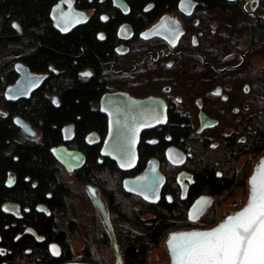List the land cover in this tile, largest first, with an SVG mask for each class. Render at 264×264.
<instances>
[{
	"label": "flooded vegetation",
	"instance_id": "1",
	"mask_svg": "<svg viewBox=\"0 0 264 264\" xmlns=\"http://www.w3.org/2000/svg\"><path fill=\"white\" fill-rule=\"evenodd\" d=\"M59 1L68 9L65 0L51 2L50 31L28 33L14 20L16 33L2 36L15 39L8 50L12 45L18 47L15 55L0 58V115L6 118L11 113L20 137L16 141H39L46 120L42 114L50 115V111L40 110L52 109L61 125L60 141L49 151L62 178L68 182L65 172H70L81 182L76 172L89 155L95 154L100 163L104 158L114 161L102 153L112 119L126 122L131 115L132 121H139L145 115V123H152L140 133L135 168L121 169L125 173L122 187L125 176L156 163L165 176L159 197L151 201L128 193L137 195L144 206L164 200L181 207L175 221L189 227L174 230L199 228L192 227L199 219L213 220L210 208L217 196L241 186L253 157L258 158L250 175L264 157V147L254 150L248 144L264 115V67L260 64L264 57V0H72L74 10L84 19L66 30L52 14ZM41 49L48 53L47 61L41 59ZM60 63L68 70L60 68ZM74 65L76 70L71 69ZM67 72L75 73L69 77ZM54 76L71 82L63 86ZM13 85L16 87L9 89ZM133 100H145V109L134 106ZM74 105L78 113L67 116L65 111ZM21 121L31 129L26 131ZM61 145L80 150L85 156L83 164L69 171L53 152ZM141 157H145L143 162ZM207 167L219 176L236 174L237 181L217 192L196 191L198 173ZM30 179L29 175L24 178ZM20 181L18 172L8 169L0 185V264L30 262L28 257L38 252V246L43 248L47 264L70 261L65 260L67 247L71 250L69 234L65 231L64 240L50 238L36 226L44 218L55 220L52 192L34 202L5 194ZM247 183L249 187V178ZM37 184L33 179L32 187ZM96 186L103 197L101 187ZM202 196L212 200L198 213L196 203ZM247 200L223 214L240 209Z\"/></svg>",
	"mask_w": 264,
	"mask_h": 264
},
{
	"label": "trees",
	"instance_id": "2",
	"mask_svg": "<svg viewBox=\"0 0 264 264\" xmlns=\"http://www.w3.org/2000/svg\"><path fill=\"white\" fill-rule=\"evenodd\" d=\"M53 0H0V54L7 51L11 44L15 41L14 38H2V36H12L16 33L13 26L14 20H19L26 32H37L41 35L44 31H50L48 9ZM41 59L47 61L48 53H43L41 49ZM51 55V54H50ZM75 66V67H74ZM71 66V69L77 68V65ZM60 68L68 70L69 67L65 63H60ZM75 73V72H74ZM73 72H67V76L72 77ZM1 74V71H0ZM56 81L67 86L71 81L65 80V77L54 76ZM78 100V96H75ZM50 111L49 118L45 117V122L42 123L44 135L39 141L23 140L21 143L16 139H20L17 128L11 121V113L8 117L3 118L0 115V185L3 183V177L8 169H14L18 172L21 180L12 190H7L6 195H14L22 197L28 201L34 202L43 199L47 191L52 192V205L57 210L66 211L68 207L67 199L71 194H74V187L69 184L65 178L61 177L60 171L56 164V160L52 157L49 149L52 145L60 141V122L56 121V114L51 113L52 109H41L40 111ZM11 112L13 110H10ZM34 113V110H29ZM70 113L76 115L78 106L67 108L65 114ZM40 125V124H39ZM88 127V126H87ZM248 144L254 149L259 150L264 147V115L261 117L259 126L251 133ZM145 157H141V161ZM141 162V163H142ZM107 173L109 176H116L117 181L114 182L111 188L106 187L103 182L102 175ZM26 175L30 176V181H25ZM78 179L82 183H94L99 187L104 186L105 194L109 199L111 210L115 212L117 220L122 223H129L131 228H120L118 231L117 241L122 248L125 264H147L149 254L153 247L157 246L163 236L172 227L180 225V222L175 221L177 216H180L182 209L174 202L168 203L160 201L155 205H142L140 209H135L130 201L138 199L137 195L126 192L122 187V177L125 173L118 168L114 161L109 158H104L103 162H98L96 155H89L86 164L76 172ZM33 179L38 180V184L32 187ZM237 181V175L226 176L217 175L214 168H205L199 171L198 179L195 183L196 191L205 189L211 191H221L227 186H231ZM1 187V186H0ZM140 199V198H139ZM129 201L130 203H125ZM141 201V200H140ZM142 203H144L142 201ZM148 211L154 212V216L144 218L143 214ZM39 223L44 224V227ZM37 227L40 231L48 233L49 237L54 235L59 239L65 237V230L59 227L54 218H44L40 220ZM76 222L71 221V227H74ZM35 226V225H34ZM57 230V234L54 231ZM14 233V229L8 231L9 238ZM74 234L68 237V244ZM104 243L109 242V237L104 234L102 238ZM94 238L86 240V246L79 260L89 261L95 264L90 247L94 242ZM68 256L65 260L73 258L70 247ZM43 248L38 246V252L29 256V261H34L36 264H47L46 254H43Z\"/></svg>",
	"mask_w": 264,
	"mask_h": 264
},
{
	"label": "water",
	"instance_id": "3",
	"mask_svg": "<svg viewBox=\"0 0 264 264\" xmlns=\"http://www.w3.org/2000/svg\"><path fill=\"white\" fill-rule=\"evenodd\" d=\"M65 1L68 4V9H64L63 2L59 1L56 5H54L52 11L53 17L55 18L57 25L62 30H66L69 27L76 25L82 19H84V16H79L78 13H76V11L74 10L72 0ZM15 25H17V22L15 23ZM15 87L16 85H13L9 87V89H13ZM133 101L134 106L142 107L145 109V100H141L138 102L136 100ZM146 103L148 102L146 101ZM150 104L152 103L150 102ZM127 117V120L129 121L126 122H119L117 121V119H112V122L109 125L108 134L104 140V144L102 147V153L113 159L117 163L119 168L125 171L131 170L137 165L139 160L137 146L140 139V133L142 129L145 128V125H150L152 123L151 121L145 123V115L140 116L139 121H132L131 115H127ZM20 125H22V127L26 131H28L30 128L29 124L24 121H21ZM53 152L55 153L57 158L64 163V165L69 171L82 165L85 161L84 154L77 149H68L66 146L61 145L58 147H54ZM261 165H264V157L260 159V161L257 163L252 174L249 177L250 192L248 200L246 204L243 205V207L236 211L225 212L221 219L213 226L206 228H192L187 230H174L169 232L168 236L165 239V247L169 254L171 264H176L172 248L170 247V241L173 236L179 237L180 234L194 232H211L219 228L222 224L226 223L230 217H234L236 214L240 213L244 208L247 207L251 197L252 179L254 176L257 175V172L260 169ZM164 181L165 176L159 171L157 164L155 163L154 165H151L149 168H147V170L144 169L143 171L132 176H125L123 179V187L127 192L135 193L146 200L154 201L156 200V198L159 197L160 189ZM86 189L91 200L97 207L102 221L107 228L111 241L112 251L115 258V264H125L121 247L117 241V237L110 221L108 209L98 187L95 184L87 183ZM211 200L212 197L210 196L200 197L197 200L198 202L196 203L197 207L199 208L198 213L205 209L207 205H209ZM57 264L95 263L82 260H70Z\"/></svg>",
	"mask_w": 264,
	"mask_h": 264
},
{
	"label": "rangeland",
	"instance_id": "4",
	"mask_svg": "<svg viewBox=\"0 0 264 264\" xmlns=\"http://www.w3.org/2000/svg\"><path fill=\"white\" fill-rule=\"evenodd\" d=\"M18 53V47L17 45H12L11 49L8 50L5 54L1 55L2 57H11ZM260 64L262 67H264V57L261 58ZM249 158L248 156L245 157V159ZM258 157H253V160H251V165L246 168V171L243 172V175H245V180L242 181V185L235 187V189L232 191L231 194L222 193L219 194L213 204V206L210 208V210H213V220H210L209 222L199 219L198 225L192 226V227H210L213 226L218 222V220L222 217L223 211L228 209H236L240 207L248 197V178L249 175L253 169V163ZM65 176L69 182L74 187V194H71L68 199V207L66 211H60L56 210V217L55 220L59 222V225L64 228V230L70 235L74 234L71 238V251L73 254V260H79L80 256L83 253V250L86 246V240L91 239V237L94 238V242L91 244L90 252L98 264H115V258L112 251L111 241L109 239V242L104 243L102 238L104 234H107V228L105 224L103 223L100 214L93 204L92 200L89 198V196L86 193L85 190V183L79 182L72 173L65 172ZM104 185L106 187L111 188L115 181L118 180L116 176H109L107 173H104L102 175ZM244 183V184H243ZM104 186H101V191L103 194V197L108 205L109 208V214L110 219L112 222V226L114 228V231L116 235L118 236V231L120 228H131L132 225L129 223H122L117 220V217L115 215V212L111 210L109 205V199L107 195L105 194V190L103 188ZM130 201L135 209H140L143 205L142 202L138 199H131ZM129 201L125 203H130ZM187 208V207H186ZM216 215V217H215ZM145 218H149L153 216L152 213L146 212L143 214ZM74 221L76 224L74 227H71L70 222ZM189 227V225H178L172 227L169 231L178 229V228H184ZM163 236L160 243L153 247L149 257L147 264H171L169 254L166 250V247L164 245L165 239L168 236V232ZM122 249V248H121ZM16 264H35L34 262L30 261H19Z\"/></svg>",
	"mask_w": 264,
	"mask_h": 264
},
{
	"label": "snow or ice",
	"instance_id": "5",
	"mask_svg": "<svg viewBox=\"0 0 264 264\" xmlns=\"http://www.w3.org/2000/svg\"><path fill=\"white\" fill-rule=\"evenodd\" d=\"M170 247L176 264H264V165L252 179L246 208L211 232L173 236Z\"/></svg>",
	"mask_w": 264,
	"mask_h": 264
}]
</instances>
